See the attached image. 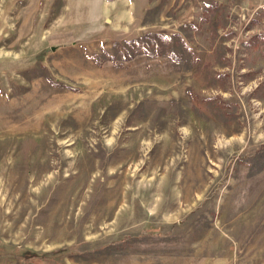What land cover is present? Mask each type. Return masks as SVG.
Segmentation results:
<instances>
[{
    "label": "rangeland",
    "instance_id": "1",
    "mask_svg": "<svg viewBox=\"0 0 264 264\" xmlns=\"http://www.w3.org/2000/svg\"><path fill=\"white\" fill-rule=\"evenodd\" d=\"M0 264H264V0H0Z\"/></svg>",
    "mask_w": 264,
    "mask_h": 264
}]
</instances>
